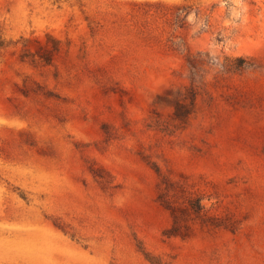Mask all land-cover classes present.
<instances>
[{
	"label": "rangeland",
	"instance_id": "obj_1",
	"mask_svg": "<svg viewBox=\"0 0 264 264\" xmlns=\"http://www.w3.org/2000/svg\"><path fill=\"white\" fill-rule=\"evenodd\" d=\"M0 264H264V0H0Z\"/></svg>",
	"mask_w": 264,
	"mask_h": 264
}]
</instances>
